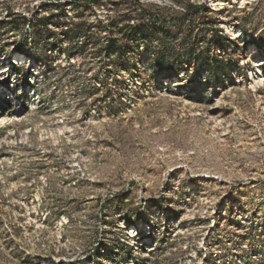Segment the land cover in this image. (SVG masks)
<instances>
[{
    "label": "rangeland",
    "instance_id": "obj_1",
    "mask_svg": "<svg viewBox=\"0 0 264 264\" xmlns=\"http://www.w3.org/2000/svg\"><path fill=\"white\" fill-rule=\"evenodd\" d=\"M57 1L0 0V264H264V0H182L213 13L185 23L206 40L180 59L197 40L170 39L177 0H141L152 16L130 24L153 36L126 58L90 24L133 0ZM51 15L53 34L29 26Z\"/></svg>",
    "mask_w": 264,
    "mask_h": 264
},
{
    "label": "trees",
    "instance_id": "obj_2",
    "mask_svg": "<svg viewBox=\"0 0 264 264\" xmlns=\"http://www.w3.org/2000/svg\"><path fill=\"white\" fill-rule=\"evenodd\" d=\"M58 0L57 2H59ZM72 2L74 5L79 6L83 5L86 8H89L91 13L94 16H97V9L98 7H102L103 3L102 0H69ZM134 1V7L140 9V14H135V9L133 7L128 6L127 11L119 15L116 18H111L108 20L106 25L104 24L103 21L97 20L96 22H92L90 24V30L91 33L94 32V30L99 29L100 34L96 39L97 44L100 46H103V49L110 55V56H115L117 58H126L125 57V50L126 47L129 46H140V44L147 42L148 38H152L153 35H149L150 33L140 24H130V21H133V18L136 19H141L146 16L150 18L152 15L149 13V11L144 8L141 5V0H133ZM177 4H179V8L181 12L179 13H174L172 15V23H173V31L169 35L170 39L174 40H180V42L183 44L187 38L186 34H191L194 35L195 28L190 27L186 31L185 23L186 22H197V21H202L204 26L209 25V18L208 14L213 13L211 9H209L205 4H200V3H191L187 2L184 3L182 0H177ZM53 20L52 15L49 17H43V18H35V19H30L29 20V26H33V29L41 26V24L44 26L45 31L48 34H53V30L49 29V23ZM206 20V21H205ZM128 23V24H127ZM55 25L58 26V23H54ZM120 25H123L122 27ZM75 29V35H80L83 34L82 31V24L81 23H76L73 25ZM216 26V24H215ZM202 33L194 35L196 38V42H194L191 45V48L186 50V53H183L184 51H181L179 53H175V51H172V54L174 59H180L185 55H191L192 57L198 56L199 50L197 49L198 44L202 41H205V29H201ZM126 31V33H125ZM207 32H212V37L210 39H207V42L211 46H216L220 48L219 50L221 53H225L226 50L223 49V45H229L230 41L228 38L223 34V31L219 29H214L210 30L206 28V33ZM130 33V35H129ZM94 34V33H93ZM103 34V35H102ZM92 35V34H91ZM72 38V37H71ZM169 38L165 40H161L162 43L167 42ZM124 41V43H120V41ZM19 52H22V55H24L26 58L30 59L33 62V66L39 61V57L35 53H29L28 51L17 48ZM207 54V53H206ZM222 57V55H215L214 56V61L212 57L209 55H204L202 59L205 62V66L203 67V70L206 71V73L210 76V80H213L215 83L221 84L226 78H229L230 80H233V75L232 74H227L228 69L225 68L224 62L221 61L219 64V59ZM32 66V67H33ZM15 69L20 72L19 68ZM181 70L177 66H168V65H160L159 67V74L161 75V78L166 80V81H173L175 79H179L181 76ZM200 69H196V72H194L192 77L195 75V73L199 72ZM25 86H28L30 89L32 85L26 81ZM8 87V86H7Z\"/></svg>",
    "mask_w": 264,
    "mask_h": 264
},
{
    "label": "built area",
    "instance_id": "obj_3",
    "mask_svg": "<svg viewBox=\"0 0 264 264\" xmlns=\"http://www.w3.org/2000/svg\"><path fill=\"white\" fill-rule=\"evenodd\" d=\"M8 14H9L8 11H6V12L3 13V16H4V17H7ZM25 58H26V57H25ZM26 60H27V63H28L27 65L30 66V67H32V66H33V62H32L30 59H28V58H26ZM15 67H16V68H19V67H17V66L12 65V66H10L9 69H10L13 73H16L17 70L15 69ZM14 70H15V71H14Z\"/></svg>",
    "mask_w": 264,
    "mask_h": 264
}]
</instances>
